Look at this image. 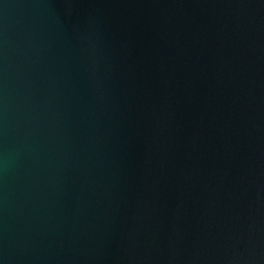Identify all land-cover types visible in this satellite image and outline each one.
Returning <instances> with one entry per match:
<instances>
[{
	"label": "water",
	"instance_id": "obj_1",
	"mask_svg": "<svg viewBox=\"0 0 264 264\" xmlns=\"http://www.w3.org/2000/svg\"><path fill=\"white\" fill-rule=\"evenodd\" d=\"M0 264H264V0H0Z\"/></svg>",
	"mask_w": 264,
	"mask_h": 264
}]
</instances>
